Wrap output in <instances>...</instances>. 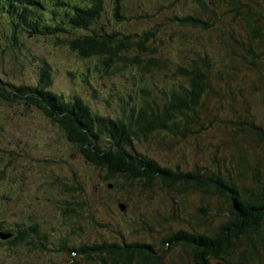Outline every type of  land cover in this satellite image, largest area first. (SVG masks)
Listing matches in <instances>:
<instances>
[{
    "label": "trees",
    "instance_id": "1",
    "mask_svg": "<svg viewBox=\"0 0 264 264\" xmlns=\"http://www.w3.org/2000/svg\"><path fill=\"white\" fill-rule=\"evenodd\" d=\"M179 1L154 4L156 15L150 17L132 15L128 0H0V48L20 50L30 38H53L83 63L64 72L67 83L76 87L68 94L56 89L43 58L32 62L40 66L31 84L0 75V101L45 116L86 161L105 169L102 179L112 189L142 179L145 190L155 185L171 190L174 212L196 221L183 218L188 229L180 227L165 241L188 250L194 264H264V119L250 105H238L252 99L264 106V6L262 0H189L190 12L162 10H172ZM216 8L240 22L246 40L236 37L231 22L216 17ZM131 19L145 25L131 29ZM216 23L221 49L213 58L203 43L200 48L189 43L185 31L196 30L201 42ZM114 74L129 79L131 87L110 93L107 100L102 87H109ZM95 75L103 77L99 88ZM91 98L111 111L92 106ZM112 109H119L120 116ZM229 110L233 114L221 118L219 113ZM218 125L228 133L212 143L210 161L192 169L159 164L136 146L152 139L167 145L177 136ZM3 157L0 151V161ZM4 175L0 167V183ZM189 189L202 201L191 216L182 200ZM213 197L220 204L211 202ZM78 203L72 201L70 209ZM38 219L0 212V250L14 253L25 246L33 252L48 250L54 258L66 252L69 258L62 264H160L154 246L145 241L70 245L60 238L56 246V227Z\"/></svg>",
    "mask_w": 264,
    "mask_h": 264
},
{
    "label": "rangeland",
    "instance_id": "2",
    "mask_svg": "<svg viewBox=\"0 0 264 264\" xmlns=\"http://www.w3.org/2000/svg\"><path fill=\"white\" fill-rule=\"evenodd\" d=\"M162 1L128 0L127 7L132 15L141 16L149 13L151 17L156 15L153 5H160ZM261 4L264 6V0ZM189 5H191L189 0H180L172 10L171 7L162 10L184 14L190 12ZM149 6L153 9L150 10ZM108 8L110 11L111 7ZM215 14L218 19L231 22L236 28L237 38L246 40L244 33L240 35L241 27L237 19L234 22L224 9L216 8ZM141 19L147 20L146 17ZM152 19L156 21V16ZM138 21L139 19H131L129 28L132 26L131 29H138L145 25H139ZM218 30L220 24L216 23V27L203 33L204 38L201 42L195 39L196 30L186 29L185 33L189 43H194L196 48H200L199 43H203L212 57L217 58L221 49L219 38L221 35ZM165 38L168 39L167 34ZM54 41L56 40L53 38H43L41 41L30 38L20 50L0 48L2 49L0 75H7L17 84L21 82L31 84L35 78L37 79L40 66L38 61L37 65L32 67V62L43 58L50 66L53 81L57 83L56 89L60 88L65 94H68L69 90L76 89L67 83L64 72L67 69L73 70L74 67L80 69L81 67L78 66L83 63L70 53L65 45H58ZM94 78L99 88L103 77L95 75ZM130 84L129 79L114 74L109 78V87L107 85L102 87L103 97L108 100L110 93L116 94L118 91L120 93L126 90L128 92ZM87 96L89 100L90 95ZM235 98L237 101L241 100L237 95ZM248 100L250 102L246 104L238 102V105L243 107L250 105L253 112L263 120L264 106L258 101ZM90 102L92 106L100 108L105 113L111 111L110 108L98 104L93 98ZM209 107L211 113L208 121L212 118V103H209ZM102 111L101 113L104 114ZM119 112L120 110L116 109L113 115L120 116ZM219 114L221 118L226 119L233 113L229 110L227 113ZM208 121L205 120L203 123L208 124ZM183 128L185 126L181 129ZM226 132L228 133V129L222 125L212 128L206 126V130L200 131L199 134L190 133L185 138L177 136V139H171L167 145L159 144L161 140L152 139L138 143L136 146L140 152L154 158L159 164L169 167L179 165L181 169L188 170L195 165L207 164L210 161L208 154L212 152V145L218 141L217 138H220L218 136ZM0 151L4 156L0 161V167L5 174L0 183V212L3 216L20 218L26 213L39 218L41 222L49 221L56 227V246L59 245L60 238H66L70 245L79 242L89 244L103 241L117 242L119 239L145 241L154 246L156 255L160 257V264H194L188 250L165 241L171 232H175L180 227L188 229L189 224L182 221L183 218L191 219L182 216V213L178 215L174 212L172 200L174 193L171 190L159 185L145 190L141 184L144 181L142 179H139L137 184L130 183L131 181L123 183L124 190L112 189L108 184L110 181L102 179L105 169L86 161L83 152L69 143L62 132L38 111L29 112L20 106H9L8 103L0 101ZM3 195H6L7 199H3ZM182 200L186 203L185 214L188 213L189 216L196 214L201 201L200 194L189 189L182 196ZM72 201L80 204L78 203L71 210L69 206ZM210 201L220 204L215 197ZM91 217L104 226L92 222ZM191 221L194 223L195 217H192ZM67 258L69 255L66 252L59 254L56 252L54 258L48 250L33 252L27 250L25 246L19 247L14 253L0 250V264H62ZM80 264L90 263L82 261Z\"/></svg>",
    "mask_w": 264,
    "mask_h": 264
}]
</instances>
